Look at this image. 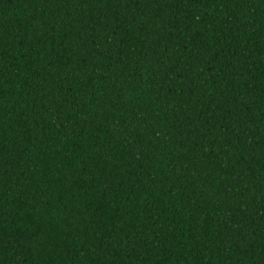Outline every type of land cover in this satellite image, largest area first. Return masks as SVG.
<instances>
[{
  "label": "trees",
  "instance_id": "1",
  "mask_svg": "<svg viewBox=\"0 0 264 264\" xmlns=\"http://www.w3.org/2000/svg\"><path fill=\"white\" fill-rule=\"evenodd\" d=\"M0 264H264V0H0Z\"/></svg>",
  "mask_w": 264,
  "mask_h": 264
}]
</instances>
